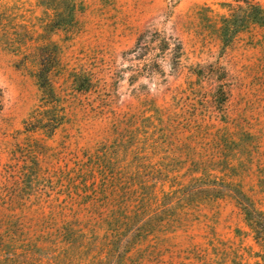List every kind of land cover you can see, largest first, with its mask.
I'll return each instance as SVG.
<instances>
[{"label": "rangeland", "instance_id": "rangeland-1", "mask_svg": "<svg viewBox=\"0 0 264 264\" xmlns=\"http://www.w3.org/2000/svg\"><path fill=\"white\" fill-rule=\"evenodd\" d=\"M84 3L52 35L51 133L0 46V264H264V25L223 45L233 0Z\"/></svg>", "mask_w": 264, "mask_h": 264}, {"label": "trees", "instance_id": "trees-1", "mask_svg": "<svg viewBox=\"0 0 264 264\" xmlns=\"http://www.w3.org/2000/svg\"><path fill=\"white\" fill-rule=\"evenodd\" d=\"M229 15L222 16L218 28L223 45H228L234 36L250 24L264 25V11L256 0H233ZM39 15L25 7L20 0H0V46L21 55L33 66V76L41 91V105L31 115L35 129L54 131L62 123V106L51 83L50 75L58 64L60 49L52 35L58 31H73L78 24V15L85 10L84 0H36ZM13 30V33H10ZM245 220L252 231L264 230V212L253 210L258 216L243 207ZM251 215V216H250ZM128 224L125 222L124 227ZM110 223L106 222L108 226ZM143 224L141 223L140 226ZM120 227L119 231L124 232ZM119 235V234H118ZM119 236H112L109 248ZM128 237V236H125ZM128 243L130 238L127 240Z\"/></svg>", "mask_w": 264, "mask_h": 264}]
</instances>
